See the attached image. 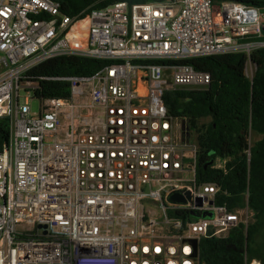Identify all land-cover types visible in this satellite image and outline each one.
Wrapping results in <instances>:
<instances>
[{
	"label": "built area",
	"instance_id": "2783aa9c",
	"mask_svg": "<svg viewBox=\"0 0 264 264\" xmlns=\"http://www.w3.org/2000/svg\"><path fill=\"white\" fill-rule=\"evenodd\" d=\"M262 9L119 1L70 17L55 0H0V118L9 120L0 264H204L201 239L247 227L248 186L232 205L219 184L197 180V145L164 96L210 84L208 72L180 60L264 47ZM62 55L107 63L91 76L53 78L69 82L68 99L34 98L37 85H21L27 72Z\"/></svg>",
	"mask_w": 264,
	"mask_h": 264
},
{
	"label": "trees",
	"instance_id": "16d2710c",
	"mask_svg": "<svg viewBox=\"0 0 264 264\" xmlns=\"http://www.w3.org/2000/svg\"><path fill=\"white\" fill-rule=\"evenodd\" d=\"M55 1L61 14L72 17L119 1L133 4L161 0ZM234 1L264 8V0ZM249 60L255 66L251 77L246 74ZM179 62L211 76L207 89L170 90L164 96L169 114L186 124L197 145V180L219 184L231 195L232 205L241 202L248 186V203L254 212L247 227L240 225L226 236L201 239L200 258L204 264H249L253 260L264 264V47L249 56L244 52L218 53ZM106 63L78 55L56 56L31 68L26 79L37 83L33 89L36 99H68L69 82L53 78L91 76ZM8 136L9 120L0 118V152ZM217 158L227 159L225 170L214 167Z\"/></svg>",
	"mask_w": 264,
	"mask_h": 264
},
{
	"label": "rangeland",
	"instance_id": "374dc122",
	"mask_svg": "<svg viewBox=\"0 0 264 264\" xmlns=\"http://www.w3.org/2000/svg\"><path fill=\"white\" fill-rule=\"evenodd\" d=\"M264 12V9H262V13ZM254 70H255V66H254V64L252 63V62H250V61H248L247 62V66H246V74L249 76V77H251L252 76V74H253V72H254ZM21 85H23V86H29V88H31V87H34V86H36L37 85V83L36 82H34V81H29V80H23L22 82H21ZM20 93H21V101H24V96H27V97H31L32 96V93H31V90H28V89H21L20 90ZM29 105H30V108H31V111L32 112H38V110H39V101L38 100H36V99H34V98H30V101H29ZM204 122L205 121H207V120H203ZM255 137L254 136H252V139H254ZM203 216L204 217H207V216H209L208 214H203Z\"/></svg>",
	"mask_w": 264,
	"mask_h": 264
},
{
	"label": "water",
	"instance_id": "95a60500",
	"mask_svg": "<svg viewBox=\"0 0 264 264\" xmlns=\"http://www.w3.org/2000/svg\"><path fill=\"white\" fill-rule=\"evenodd\" d=\"M186 195L188 198L190 197L188 192L186 193ZM169 199L172 201L185 202V198L180 196L178 193H173L172 195H170ZM199 203H200V200L198 199V204ZM207 214L210 215V213H207Z\"/></svg>",
	"mask_w": 264,
	"mask_h": 264
},
{
	"label": "bare ground",
	"instance_id": "6f19581e",
	"mask_svg": "<svg viewBox=\"0 0 264 264\" xmlns=\"http://www.w3.org/2000/svg\"><path fill=\"white\" fill-rule=\"evenodd\" d=\"M83 26V22H78L75 24V26L73 27L74 29L75 28H79V27H82Z\"/></svg>",
	"mask_w": 264,
	"mask_h": 264
},
{
	"label": "crops",
	"instance_id": "0c3cea01",
	"mask_svg": "<svg viewBox=\"0 0 264 264\" xmlns=\"http://www.w3.org/2000/svg\"><path fill=\"white\" fill-rule=\"evenodd\" d=\"M250 61V60H249ZM251 62V61H250Z\"/></svg>",
	"mask_w": 264,
	"mask_h": 264
}]
</instances>
